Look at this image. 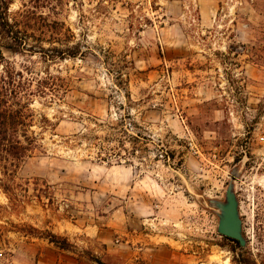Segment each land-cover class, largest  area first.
Returning <instances> with one entry per match:
<instances>
[{"label": "rangeland", "instance_id": "1", "mask_svg": "<svg viewBox=\"0 0 264 264\" xmlns=\"http://www.w3.org/2000/svg\"><path fill=\"white\" fill-rule=\"evenodd\" d=\"M18 10L62 21L73 38L54 45L78 55L4 54L0 76L51 78L30 106L44 153L0 190V264H263L264 0ZM229 184L245 247L217 233Z\"/></svg>", "mask_w": 264, "mask_h": 264}, {"label": "trees", "instance_id": "2", "mask_svg": "<svg viewBox=\"0 0 264 264\" xmlns=\"http://www.w3.org/2000/svg\"><path fill=\"white\" fill-rule=\"evenodd\" d=\"M12 3L13 0H0V66L7 63L5 53L37 55L43 62L75 58L78 55L77 46H66L64 49L58 47L73 38L62 21L49 20L32 10L12 13ZM44 43L50 47L45 48ZM50 78V75L35 78L29 69L23 72L14 71L8 66L3 68L0 76V190L6 194L11 191L9 182L13 181L21 167L44 153L40 135L33 130L36 116L30 106L31 97L45 94ZM53 80L51 85L56 86ZM34 84L35 90L32 89ZM45 122L48 121L42 117L40 123ZM39 234L58 248L69 249L70 245L65 239L50 232ZM226 239L239 245L237 241ZM95 262L104 264L98 259Z\"/></svg>", "mask_w": 264, "mask_h": 264}, {"label": "water", "instance_id": "3", "mask_svg": "<svg viewBox=\"0 0 264 264\" xmlns=\"http://www.w3.org/2000/svg\"><path fill=\"white\" fill-rule=\"evenodd\" d=\"M219 211L217 233L233 241L240 247H245L246 241L242 234V221L239 216V205L234 195L232 184H229L225 193V202L217 203Z\"/></svg>", "mask_w": 264, "mask_h": 264}, {"label": "built area", "instance_id": "4", "mask_svg": "<svg viewBox=\"0 0 264 264\" xmlns=\"http://www.w3.org/2000/svg\"><path fill=\"white\" fill-rule=\"evenodd\" d=\"M260 141L264 142V135L260 137Z\"/></svg>", "mask_w": 264, "mask_h": 264}]
</instances>
